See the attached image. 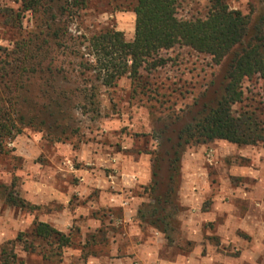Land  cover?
<instances>
[{
    "label": "rangeland",
    "instance_id": "1",
    "mask_svg": "<svg viewBox=\"0 0 264 264\" xmlns=\"http://www.w3.org/2000/svg\"><path fill=\"white\" fill-rule=\"evenodd\" d=\"M86 1V7L75 18L67 19L69 50L64 53L62 48H53L60 70L56 81L58 89L81 91L91 85L90 76L88 81L80 77L79 61L69 52L82 39L108 29L121 32L127 42L134 37V0ZM211 1L179 0L176 17L179 20L205 19ZM223 1L230 10L241 12L249 20L244 41L235 51L256 47L263 61L262 68L240 83L242 100L234 104L231 111L236 118H251L257 130L264 135V6L259 0ZM46 31L42 14L24 11L22 0H0V68H10L7 65L11 60L9 54L18 42H28L40 32L43 38ZM159 57L163 64L152 71L141 70L138 81L132 82L123 77L112 88H100L96 98L97 113L90 111L87 102L75 99L68 103L69 106L63 105L64 115L46 114L42 128L22 126L19 135L5 141L4 151L0 153V222H6V226L2 227L7 235L0 244V251L2 247L12 249L22 264H61L67 250L57 249L51 240L33 239L29 235L30 229L33 223L50 214L64 209L72 211L79 206L82 215H92L96 221V228L93 229L99 232L76 229L70 232L72 245L69 249L79 251L75 260L69 259L68 264H87L88 255L104 251L107 242L105 233H112L114 243L121 234L122 227L115 219L122 216L123 208L109 207L108 194L117 195L115 198L119 200L128 199L137 211L148 213L150 208L147 204H153L157 194L166 192L170 172L169 158L165 153L170 150V144L175 143L178 131L204 106L214 105L220 97L229 59L216 64L208 55L199 54L184 45L162 50ZM14 83L16 80L12 79L11 84ZM0 96L16 103L19 101L16 94L4 92L1 85ZM84 105L86 110L82 108ZM167 139L171 143H167ZM254 148L264 149V141L248 146L225 141L191 145L184 151L181 163L187 155L196 152L200 154L199 160L210 186H215V181L222 176H228L232 184L238 185L242 179L238 176L240 169L254 167ZM211 149L221 151L219 172L208 166ZM155 153L159 155L157 179L163 184L153 194V200L149 193L150 180L145 186H134L131 191H126L122 186L116 191L105 187L106 179L115 178L121 182L139 173L142 165L150 168L151 178ZM184 186L180 165V174L172 186L176 194L171 204L165 206L166 212L173 213L169 220L170 228L167 235L160 232L163 234L161 240H164L159 244V256L163 254V258H167L168 254L167 251L161 252L168 247L184 250L190 246L186 245L184 237L186 209L181 206L178 197ZM80 192L83 193L82 200L78 196ZM7 194L25 201L31 207L21 209L6 204L4 198ZM89 201L93 202V209L88 208ZM210 203V200H204L201 210H207ZM137 217L141 222V231L149 236L148 231L152 227L147 223L150 219H140L139 212ZM9 223L12 225L10 229ZM18 235H22V241L30 247L27 251L16 240ZM83 242L85 245L81 244ZM26 252L27 258L24 256Z\"/></svg>",
    "mask_w": 264,
    "mask_h": 264
},
{
    "label": "trees",
    "instance_id": "2",
    "mask_svg": "<svg viewBox=\"0 0 264 264\" xmlns=\"http://www.w3.org/2000/svg\"><path fill=\"white\" fill-rule=\"evenodd\" d=\"M178 1L134 0L132 12L135 16V29L131 42L125 41L121 32L111 29L82 39L77 47L69 52L79 61L80 77L88 81L90 76L91 85L88 89L77 91L57 88L56 81L60 70L55 62L53 48H62L64 53L69 50L67 19L75 18L86 7L87 1L22 0L24 11L42 14L47 31L43 38L40 32L28 42H18L9 54L11 60L7 65L10 68H0V85L4 92L16 94L19 99L16 103L0 96L2 153L5 141L19 135L22 126L42 128L46 114L64 115L63 105L72 103L75 99L87 102L90 111L97 113L96 98L100 88H112L123 77L132 82L138 81L141 70L152 71L163 64L159 57L162 50L184 45L199 54L208 55L216 64L229 59L220 97L214 105L204 106L178 131L175 143L170 144V150L165 153L169 158L170 172L166 192L163 195H154V203L147 204L150 208L148 213L138 210L140 219L148 217L150 222L147 224L164 235L169 231V220L173 216V213L165 211V206L171 204L176 194L172 186L180 174L182 155L187 147L214 141H225L237 146L256 145L264 141V135L257 130V125L251 118H236L231 111L232 106L242 100V92L239 89L242 80L251 78L263 67L256 47L235 51L242 45L247 34L248 17L239 11L230 10L223 0H212L205 19L179 20L176 17ZM259 1L264 6V0ZM83 49L85 52H82ZM12 79H15L16 83L11 84ZM82 108L86 110L85 105ZM169 142L167 139V143ZM158 163L159 155L155 153L149 185L151 200L158 187L163 184L157 179ZM4 199L6 204L21 209L31 207L11 194H7ZM176 208L177 205L174 213ZM31 236L45 241L51 240L55 242L57 249L71 245L69 235L60 233L42 222L33 224ZM21 237L22 235H18L16 240L20 241L24 251H27L30 247ZM0 264H18L12 249L2 247Z\"/></svg>",
    "mask_w": 264,
    "mask_h": 264
},
{
    "label": "crops",
    "instance_id": "3",
    "mask_svg": "<svg viewBox=\"0 0 264 264\" xmlns=\"http://www.w3.org/2000/svg\"><path fill=\"white\" fill-rule=\"evenodd\" d=\"M253 168H243L238 172L242 177L238 185L232 184L228 176L219 177L215 186H210L208 176L200 162V154L194 152L187 155L181 163L184 188L178 197L182 207H185L184 228L186 249L168 247L167 258L159 252L163 234L150 228L149 236L141 231L137 208L130 200H119L108 194L109 207L123 208L122 216L115 221L122 228L115 243L112 233H105L107 242L102 253L95 252L87 256V264H264V149L254 148L252 154ZM208 166L220 171V150L211 149L208 156ZM257 163V165H255ZM212 170V169H211ZM150 168L142 165V170L132 177L124 178L121 182L115 178L104 181L110 191H126L136 186H145L150 180ZM237 174V173H234ZM111 193V192H110ZM125 193V192H124ZM82 192L79 193L82 200ZM106 195V193H104ZM76 198V197H75ZM133 200V199H132ZM204 200H210V206L202 211ZM89 201L88 208L94 204ZM75 210L64 209L50 214L39 222L48 224L60 233L69 235L74 229L81 232H99L95 230L96 221L92 215H82L81 207ZM82 215V216H81ZM86 218V219H85ZM114 221V222H115ZM34 224V223H33ZM6 222H0V244L6 238ZM9 229L11 223H9ZM33 227V225H32ZM30 229V236L31 230ZM79 228V229H78ZM69 232V233H67ZM108 232V231H107ZM33 239L45 241L31 236ZM85 245V242L81 243ZM72 245V239H71ZM63 254L61 264H68L69 259L78 256L79 250L69 249ZM64 250V251H65ZM28 253L24 256L27 258ZM112 256L114 258L110 259ZM23 258V257H22ZM79 257L76 259L78 260ZM18 264H22L18 260ZM41 264H44L41 262Z\"/></svg>",
    "mask_w": 264,
    "mask_h": 264
}]
</instances>
